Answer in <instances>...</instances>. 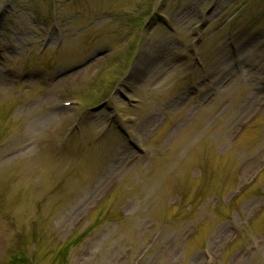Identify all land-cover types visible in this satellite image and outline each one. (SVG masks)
Segmentation results:
<instances>
[{
  "label": "rangeland",
  "instance_id": "obj_1",
  "mask_svg": "<svg viewBox=\"0 0 264 264\" xmlns=\"http://www.w3.org/2000/svg\"><path fill=\"white\" fill-rule=\"evenodd\" d=\"M0 85V264H264V0H0Z\"/></svg>",
  "mask_w": 264,
  "mask_h": 264
},
{
  "label": "bare ground",
  "instance_id": "obj_2",
  "mask_svg": "<svg viewBox=\"0 0 264 264\" xmlns=\"http://www.w3.org/2000/svg\"><path fill=\"white\" fill-rule=\"evenodd\" d=\"M83 74H84V72L83 73H74L73 75L66 77L65 80H68V81L78 80L83 76ZM0 87H3V85H0Z\"/></svg>",
  "mask_w": 264,
  "mask_h": 264
}]
</instances>
